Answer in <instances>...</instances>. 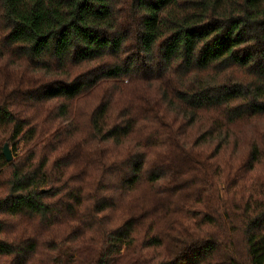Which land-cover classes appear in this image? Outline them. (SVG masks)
I'll return each instance as SVG.
<instances>
[{
  "label": "trees",
  "instance_id": "trees-1",
  "mask_svg": "<svg viewBox=\"0 0 264 264\" xmlns=\"http://www.w3.org/2000/svg\"><path fill=\"white\" fill-rule=\"evenodd\" d=\"M263 122L264 0H0V264H264Z\"/></svg>",
  "mask_w": 264,
  "mask_h": 264
},
{
  "label": "water",
  "instance_id": "water-1",
  "mask_svg": "<svg viewBox=\"0 0 264 264\" xmlns=\"http://www.w3.org/2000/svg\"><path fill=\"white\" fill-rule=\"evenodd\" d=\"M2 154L6 160V162H10L12 160V155L10 152V149L8 148L7 145H4L2 148Z\"/></svg>",
  "mask_w": 264,
  "mask_h": 264
},
{
  "label": "rangeland",
  "instance_id": "rangeland-1",
  "mask_svg": "<svg viewBox=\"0 0 264 264\" xmlns=\"http://www.w3.org/2000/svg\"><path fill=\"white\" fill-rule=\"evenodd\" d=\"M262 125H264V122L262 123ZM10 152H11V150H10ZM11 155H12V153H11Z\"/></svg>",
  "mask_w": 264,
  "mask_h": 264
}]
</instances>
